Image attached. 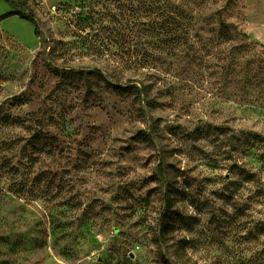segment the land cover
<instances>
[{
	"label": "rangeland",
	"instance_id": "1",
	"mask_svg": "<svg viewBox=\"0 0 264 264\" xmlns=\"http://www.w3.org/2000/svg\"><path fill=\"white\" fill-rule=\"evenodd\" d=\"M20 1L0 264H264V0Z\"/></svg>",
	"mask_w": 264,
	"mask_h": 264
},
{
	"label": "trees",
	"instance_id": "2",
	"mask_svg": "<svg viewBox=\"0 0 264 264\" xmlns=\"http://www.w3.org/2000/svg\"><path fill=\"white\" fill-rule=\"evenodd\" d=\"M6 1H7V3H9L12 6H15L17 4L22 9H26V7H27L26 4L20 0H6ZM132 82H135V81L132 80ZM140 87L142 90H145V89H147L148 86L144 82L141 81Z\"/></svg>",
	"mask_w": 264,
	"mask_h": 264
}]
</instances>
